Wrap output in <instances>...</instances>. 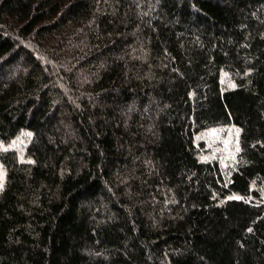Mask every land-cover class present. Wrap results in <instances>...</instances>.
Returning a JSON list of instances; mask_svg holds the SVG:
<instances>
[{"label": "trees", "instance_id": "trees-1", "mask_svg": "<svg viewBox=\"0 0 264 264\" xmlns=\"http://www.w3.org/2000/svg\"><path fill=\"white\" fill-rule=\"evenodd\" d=\"M0 164V264H264V0H0Z\"/></svg>", "mask_w": 264, "mask_h": 264}, {"label": "rangeland", "instance_id": "rangeland-1", "mask_svg": "<svg viewBox=\"0 0 264 264\" xmlns=\"http://www.w3.org/2000/svg\"><path fill=\"white\" fill-rule=\"evenodd\" d=\"M235 138L236 136L231 129L213 130L204 134L202 140L208 149V158L210 160L221 161L225 165L237 150ZM205 152L206 150H204ZM4 176L5 172L0 164V185L2 186L4 184ZM2 186H0V191Z\"/></svg>", "mask_w": 264, "mask_h": 264}, {"label": "snow or ice", "instance_id": "snow-or-ice-1", "mask_svg": "<svg viewBox=\"0 0 264 264\" xmlns=\"http://www.w3.org/2000/svg\"><path fill=\"white\" fill-rule=\"evenodd\" d=\"M0 186H2V185H0Z\"/></svg>", "mask_w": 264, "mask_h": 264}]
</instances>
